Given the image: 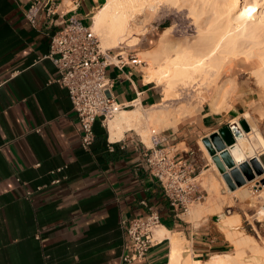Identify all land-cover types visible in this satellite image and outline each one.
<instances>
[{"label":"crops","instance_id":"obj_1","mask_svg":"<svg viewBox=\"0 0 264 264\" xmlns=\"http://www.w3.org/2000/svg\"><path fill=\"white\" fill-rule=\"evenodd\" d=\"M76 1L54 0L56 15L41 8L33 25L27 18L33 0H0V264H120L126 221L144 218L150 209L160 213L162 227L190 243L184 256L205 261L227 253L230 244L216 228L187 221L171 207L148 170L149 153L136 132L111 142L98 120L94 144L82 147L69 93L56 82L59 71L47 58L51 37ZM105 2L80 0L78 15L90 22ZM140 67L111 66L106 75L118 103L139 94L136 107L145 109L159 103L160 93L145 83ZM236 90L231 110L215 114L204 103L198 115L160 133V147L186 155L198 172L209 167L199 140L231 127L254 103L264 106V91L245 84ZM171 249L165 237L137 264H170Z\"/></svg>","mask_w":264,"mask_h":264},{"label":"bare ground","instance_id":"obj_2","mask_svg":"<svg viewBox=\"0 0 264 264\" xmlns=\"http://www.w3.org/2000/svg\"><path fill=\"white\" fill-rule=\"evenodd\" d=\"M148 1L106 0L94 14L92 24L94 32L102 42L103 51L121 49V46L132 38L134 40L130 42L131 47L141 43L145 38L146 27L150 21L152 22V16L156 11L153 3L148 5ZM163 1L175 5L181 2L180 0ZM224 1L222 4L214 3L209 7L211 20L208 22L196 14L198 9L196 10L195 3L185 4L196 17L194 18L195 34L176 37L172 34V28H167L162 32L154 49L144 53L150 59L144 81L151 85L155 84L160 90L162 100L158 105L147 110L138 106L134 110L117 112L108 122L111 142H117L126 132L134 131L146 145L153 146V139L150 137L151 126H156L160 131L168 128L176 129L180 121L188 118L192 112H200L206 102H209L210 109L215 114L223 113L230 107L229 102L241 84L236 76V70L240 67H243L247 73L249 71L252 77L254 75L255 84L264 91V46H262L264 45V10L257 15L254 7L257 3L251 5L245 0L249 5L247 3L243 5L244 13L234 16L231 12L234 8L237 9L242 0ZM251 111L261 116L259 119L264 118V108L261 103H254ZM243 119L247 122L250 132L243 129L240 119L233 120L232 131L238 140L228 147V156L237 167L248 164L252 168V163L256 161L263 169V173L255 175L252 181H246L245 185L236 190H229L222 177L225 174L232 178L233 169L225 167L223 174L205 145L199 140V151L208 158V162L212 163L208 174L204 176L209 197L206 203L199 204L185 213L188 221L195 223L203 220L207 214L222 213V206L227 203L225 201L224 204L227 197H222L223 200L218 197L220 195L217 196L218 198L215 197V194L220 192L219 187L223 185L228 188L231 195H236V198L250 199L254 187L260 189L256 194L264 197V161L262 160L264 136L256 125L250 124L253 119L250 111L243 115ZM238 152L242 153V160L238 157ZM218 157L222 160L221 154H218ZM234 216L221 218L224 228L239 225L241 219L237 215L235 219ZM226 230L224 232L227 234V240L234 247L235 253L218 254L205 261L195 260L190 255L184 257L183 245L188 242L183 244L184 241L177 234L169 232L162 226L154 231V238L157 241L165 237L171 240L170 264H264V247L254 237L242 232L232 230L226 232Z\"/></svg>","mask_w":264,"mask_h":264},{"label":"built area","instance_id":"obj_3","mask_svg":"<svg viewBox=\"0 0 264 264\" xmlns=\"http://www.w3.org/2000/svg\"><path fill=\"white\" fill-rule=\"evenodd\" d=\"M79 2L77 0L71 4L72 15L64 21L63 28L51 37L47 58L59 71L56 82L69 93L81 126V145L89 150L96 139L94 127L98 120L108 131L109 119L119 111L136 108L140 100L137 94V98L130 103H118L113 94L114 82L106 75L107 69L115 66L123 70L127 65L140 67L142 63L136 55L125 57L117 49L103 51L98 36L92 30L93 16L90 24H86L78 15ZM53 3L54 0H33L27 18L35 25L41 8L46 9L49 16L56 15ZM152 134L153 146L147 147L143 143L149 153L146 157L148 170L162 187L171 207L185 214L196 201L203 198L197 182L201 172L186 155H171L160 147L163 142L160 134ZM108 136L110 139L109 131ZM61 171L58 169L52 174ZM59 183V180L54 181V184ZM253 190L256 192L260 189L254 187ZM126 226V253L120 264H137L145 260L149 250L158 243L154 231L162 226L161 215L150 209L144 218L127 220Z\"/></svg>","mask_w":264,"mask_h":264},{"label":"rangeland","instance_id":"obj_4","mask_svg":"<svg viewBox=\"0 0 264 264\" xmlns=\"http://www.w3.org/2000/svg\"><path fill=\"white\" fill-rule=\"evenodd\" d=\"M180 1L181 2L177 3V5H175L172 3L168 4L166 1H163V0H149L148 5L153 3V5L156 8V11L152 16V22L150 21V23L146 27L145 38H144L145 40L143 39L138 46L131 47L130 42H132L134 40V38H132L133 40L132 39L128 40L126 44L121 46V49H117V50L123 52L124 55L126 53H127V55H133V56L137 55L140 63H142L140 68L142 69L144 75L147 71V67H148L149 62H150L149 61L150 59L148 58V56L144 55V53L150 52V51H152V49H154L159 37L161 36V34L164 30H166L167 28H172V30H173L172 34H173V36H176V37H185V36H191V35L195 34L196 25L194 24V20L196 19V17L194 15H192L191 12L186 8L187 4L194 5V3H195L196 5H194V6L196 7V10L198 9L196 14L199 15L202 20H205V22H208L209 20H211L210 19L211 18V12H209V10H208L209 7H211V5L214 3L222 4L225 2L224 0H223L224 2L222 0H212V1H210V0H188L189 3L186 2L187 0H185V1L180 0ZM208 1H209V3H208ZM246 1H248V3L251 5L254 3H257V4H255L257 6H254L257 15H259L258 13H260L261 11L264 10V0H246ZM100 3H101V1H100ZM244 3H245V0H242V3L239 4L237 9L234 8L236 10L233 9V11H232L233 13L231 12V14H234V16H237V15L239 16L240 14H242V12L244 13V10H242L243 5L245 6L248 4L247 2H246L247 4L246 3L244 4ZM174 5H175V7H174ZM177 7H181V8H177ZM89 8H91V6ZM92 16H94V15H92ZM86 24H90V22H86ZM92 30H93V28H92ZM96 35L98 36V34H96ZM98 38H99V36H98ZM99 40H100V38H99ZM100 44L102 47L101 40H100ZM262 46H264V45H262ZM127 55L125 57H127ZM243 70H244L243 67H240L236 70V76H237L238 82L241 83L240 85H243V84L250 85L254 88H258V89L262 90L261 89L262 87L261 88L257 87V85L255 84L256 83L255 76L253 75V77H252V75L249 71L247 73V71L244 70L246 72L245 73V72H243ZM152 85L155 86V84H152ZM157 91L159 92L160 90L157 89ZM161 100H162V95L160 94L159 103L161 102ZM263 101H264V99H263ZM261 106H262V108H264L263 104H261ZM147 109H149V108H145V110H147ZM250 112H251L252 117H253L250 124L256 125L258 127V129L260 130V132L264 136V118H260L261 119L260 120L259 117H261V116L256 117L253 115L256 113H254L253 111H250ZM198 114H199V112H196V113L192 112V114L188 118H186L182 121L192 119L194 116H196ZM111 119H109L108 122ZM243 120L244 119L242 118L241 120H239V122L243 121ZM182 121H180V122H182ZM233 126L234 125H232V127ZM158 129L159 128H157L156 126H151L150 127V137H152V135H151L152 131H156L159 134L164 131V130L160 131ZM249 132H250V130L248 131V133ZM233 134H234V138H235V142H236V140H238V139H237L235 133H233ZM150 147H152V146H150ZM238 157L240 159L241 158L243 159L241 152H238ZM207 160H208V158H207ZM221 161H223V164L225 163V161L223 159ZM210 163L211 162L209 161L208 164H210ZM211 164L209 167H206V169H203L202 171H200L202 173L198 176L199 178H197V182H198V185L200 187L199 190L201 191V195L203 198L200 201L199 200L196 201L190 207L189 211L191 209H193V207H195L199 204L206 203L207 198L209 197V193L207 192V188L205 187L204 176L208 174V170L211 168ZM225 164H224V166H226ZM222 178L224 179V176ZM230 180H232V183L230 185L226 182V180H224L227 184V187L231 191L236 190L238 187L236 186L233 177L230 178ZM227 187L225 185H223L222 187H219L220 192L218 194H215L216 195L215 197L220 195L218 197L222 198V197L226 196L228 198V199L225 198V200H224V198H222L224 200V204L227 202L224 206H222V209H223V210H221L222 213H220L218 215H212L211 213H210L211 215L207 214L203 220H201L199 222H195V224L207 223V224L211 225L212 227L216 228V231L219 232L221 235H223L226 240H227V234L224 232L226 229L232 230L233 232H242L246 235H250V236L254 237L259 242V244L262 247H264V215H260V211H259L261 206H263L262 209L264 210V205H263L264 198L257 197L254 190L252 192V196L248 200L241 199V197L236 198V195H231V193ZM250 192H251V190H250ZM230 195L233 196V198ZM231 199H232V201H231ZM230 203H232V204L230 205ZM229 205H230V207H229ZM231 215H235L234 216L235 219L237 218L236 215L239 216L238 218L241 219V220L238 219V220H240L239 225L237 224L235 227L224 228L223 223L220 221L221 218H223L225 216L226 217L231 216ZM181 217L183 219L187 220L186 214L182 215ZM192 223H194V222H192ZM227 230H226V232H227ZM183 241H184L183 242V244H184L186 242V239H184ZM229 244L230 245H229V249H228L227 253H223V254L235 253L234 247L231 245L230 242H229ZM187 245H190V244L185 243L183 245L184 246L183 247V256H184V252L186 251ZM184 257H189V255L184 256Z\"/></svg>","mask_w":264,"mask_h":264},{"label":"water","instance_id":"obj_5","mask_svg":"<svg viewBox=\"0 0 264 264\" xmlns=\"http://www.w3.org/2000/svg\"><path fill=\"white\" fill-rule=\"evenodd\" d=\"M240 124L246 132L250 130L245 120L240 121ZM203 144L223 174L225 173V171H223L225 167L233 169V179L237 187L245 185L246 181H252L255 178V175H261L263 173V169L256 161L252 163V168L249 167L248 164H243L240 165V167H237V165H234L232 160L229 158L227 149L235 144L232 126H226L220 129L218 132L205 139ZM218 154H221L226 166H224L218 157ZM262 160L264 161V158H262ZM223 176L226 182L230 185L232 183L230 177L225 174Z\"/></svg>","mask_w":264,"mask_h":264}]
</instances>
